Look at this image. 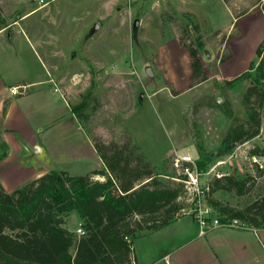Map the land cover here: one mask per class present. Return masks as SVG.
Masks as SVG:
<instances>
[{"label": "rangeland", "instance_id": "374dc122", "mask_svg": "<svg viewBox=\"0 0 264 264\" xmlns=\"http://www.w3.org/2000/svg\"><path fill=\"white\" fill-rule=\"evenodd\" d=\"M249 5L264 12V0H0V20L14 31L11 39L7 33L8 47L0 55L5 57V71L11 76L29 78L49 72L72 106L85 101L81 107L88 114L84 131L93 147L94 139L105 151L114 145H139L163 173L159 177L164 184L177 186L176 177L187 168H197L200 159L204 160L203 167L197 168L202 173L201 185L227 173L237 177L247 174L242 193L221 184L204 195L207 203L216 200L243 209L264 196V106L257 135L222 155L215 153L232 122L222 106L229 105L239 120L245 116L241 99L250 80H227L248 69L264 39L260 8H252L239 19L233 14L243 13ZM135 18L138 23L134 28ZM192 24L198 26L202 47L197 45ZM14 25L21 26L26 35L18 36ZM31 45L43 65L36 61ZM185 45L197 49L201 68L196 78ZM155 60L165 69L163 77L145 74L144 66L156 67ZM208 74L210 79L190 86ZM163 84L166 87H161ZM175 90L181 92L173 96ZM64 112L54 103L53 118ZM39 116L44 119L47 113ZM36 119L31 117L26 124ZM70 129L56 121L45 141L56 140L44 143L40 153L31 142L25 144L32 148L35 162L23 156L18 144H11L13 155L0 165V176L12 188L8 191L31 180L36 157L40 163L50 160L53 168L71 174L98 166L95 147V151L89 148L81 132ZM198 140L212 155L199 154ZM4 149L0 144V154ZM251 149L258 154H251ZM182 200L185 203L176 218L184 216L185 222L195 219L194 204L186 197ZM213 210V215L223 218ZM79 223L74 212L65 219L66 227L74 233ZM145 240L140 237L134 245L139 249Z\"/></svg>", "mask_w": 264, "mask_h": 264}, {"label": "trees", "instance_id": "16d2710c", "mask_svg": "<svg viewBox=\"0 0 264 264\" xmlns=\"http://www.w3.org/2000/svg\"><path fill=\"white\" fill-rule=\"evenodd\" d=\"M6 25L1 19L0 29ZM192 28L198 47H202L197 24H192ZM263 45L264 39L258 43L255 61L247 70L227 80H250L241 99L245 116L239 120L229 105L222 106V112L232 122L215 155L224 154L259 132L260 109L264 106ZM185 47L192 57V77L196 78L201 68L197 49ZM206 78L203 75L197 82ZM82 104L70 107L85 128L88 114L81 111ZM93 143L102 168L83 175L51 169L12 191H5L0 184V264H131L132 239L142 230H156L176 219L185 203V174L176 177L177 186L164 184L159 177L163 173L139 145H114L105 151L95 139ZM195 146L199 154L212 155L202 141H196ZM250 153L258 151L251 149ZM4 155L5 149L0 158ZM203 161H197V168L203 167ZM94 175L103 176V180L94 179ZM247 180V174H223L208 183L207 193L212 186L221 184L242 193ZM208 202L222 215L221 220L235 218L246 225L264 226V196L243 209L216 200ZM73 212L84 230L77 237L65 224L66 217Z\"/></svg>", "mask_w": 264, "mask_h": 264}, {"label": "crops", "instance_id": "0c3cea01", "mask_svg": "<svg viewBox=\"0 0 264 264\" xmlns=\"http://www.w3.org/2000/svg\"><path fill=\"white\" fill-rule=\"evenodd\" d=\"M252 8L257 9L260 7L249 5L243 9V13L233 14L239 19ZM260 12L264 17L261 8ZM14 26L17 27L18 36L21 34L22 36L26 35L21 26ZM12 29L13 26L0 29V54L5 52L8 47L5 37L8 33L9 39L12 38L14 33ZM27 44L30 45L29 42ZM30 47L36 56V61L41 62L43 65L33 46ZM10 53L12 54V52ZM184 54L186 53L184 52ZM4 59L5 57L0 55V144H3L6 150V155L0 158V165L3 166V162L13 155L11 144H18L16 146L20 148L21 153L23 152V156L25 155L35 162V159L31 156L32 154H30L33 152L32 148H26L25 144L31 142L32 147H35V152L40 153L43 151L44 143L56 140L45 141V135H48L47 131L55 125L56 121H60V125L65 129L71 127L70 131H80L85 143L95 151L92 142L86 137L87 132L84 131L82 124L73 113L68 99L62 95L63 91L57 79L49 72L29 78L23 77L24 74L11 76L5 71ZM155 61L156 67L149 65L152 73L149 77L156 74L159 75V78L163 77L165 69L157 60ZM210 77L208 74L205 80L193 81L190 86H199ZM11 86H22V93H11L9 91ZM161 87H166V84ZM175 91L173 96L181 92ZM40 94L42 98H40ZM54 103H58V106H61L65 112L53 118L51 111ZM42 112L47 113L44 119L39 116ZM12 116L15 118L13 119ZM35 116H37V119L34 122L26 124V120H30L31 117ZM13 139L16 140L15 143L12 142ZM95 153L98 154L97 151ZM36 161L37 164L34 167L31 179L51 169L64 170L53 168L50 160L49 162L41 161L40 163V160L36 157ZM102 166L103 162L99 156V165L88 168L82 173L71 174L67 170L64 171H67L70 175H83L91 170L102 168ZM0 184L5 191L12 189L8 188L6 180L1 176ZM183 217H178L156 230H142L133 238L131 264H264V226H213L201 233L199 232V225L193 217L188 222L183 221ZM140 237L146 240L138 249L134 245V241Z\"/></svg>", "mask_w": 264, "mask_h": 264}, {"label": "built area", "instance_id": "2783aa9c", "mask_svg": "<svg viewBox=\"0 0 264 264\" xmlns=\"http://www.w3.org/2000/svg\"><path fill=\"white\" fill-rule=\"evenodd\" d=\"M22 88V86H11L9 87V91L13 94H18L22 93ZM201 174L202 173H200L196 167L191 169L187 168L185 171V177L182 179L185 189L184 197L194 204V217L199 225V232L203 233L205 230L213 226L244 227L246 224L238 219L233 218L221 220L212 214L214 211L212 206L204 200V195L209 190V184L205 183L204 185H201ZM93 178L100 181L103 180V176L100 175H94ZM75 232L78 236L84 233L80 223Z\"/></svg>", "mask_w": 264, "mask_h": 264}, {"label": "water", "instance_id": "95a60500", "mask_svg": "<svg viewBox=\"0 0 264 264\" xmlns=\"http://www.w3.org/2000/svg\"><path fill=\"white\" fill-rule=\"evenodd\" d=\"M137 23H138V19L135 18V19L133 20V27H134V28H135V26L137 25ZM96 26H97V24L93 25L92 27L95 28ZM204 53H205L206 56H209V52H208L206 49H204ZM144 71H145V73H146L147 75H151V74H152L149 65H146V66H145Z\"/></svg>", "mask_w": 264, "mask_h": 264}]
</instances>
